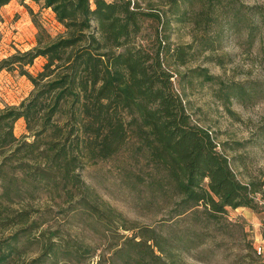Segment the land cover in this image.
<instances>
[{"label":"rangeland","instance_id":"rangeland-1","mask_svg":"<svg viewBox=\"0 0 264 264\" xmlns=\"http://www.w3.org/2000/svg\"><path fill=\"white\" fill-rule=\"evenodd\" d=\"M136 1L146 12L163 15V59L174 75L175 91L191 121L211 134L237 178L258 191L252 197L254 207L227 208L215 218L204 213L177 216L173 185L154 169L134 137L113 158L84 160L77 170L81 188L66 187L58 176L38 185L16 168L15 159L6 170L17 177L18 192L10 203L1 199L12 213L3 214L0 240L25 230L20 252L9 264H138L136 242L146 243L161 257L149 258L152 264H264V255L255 250L264 240V23L257 13L258 8L264 13V0H192L178 9L170 8L168 0ZM36 24L52 39L65 32L51 9L30 0H13L2 8L0 62L36 47ZM155 32L147 23L138 43L147 45ZM178 48L185 49V64L175 57ZM44 64L38 58L27 69L36 76ZM203 73L214 80L207 81ZM236 84L245 87L243 96L229 89ZM33 90L25 76L3 70L0 111L19 108ZM14 135L20 141L34 140L24 119L15 123ZM29 167L40 171L45 166L30 162ZM149 236L164 253L148 242ZM127 240L135 243L125 245ZM80 245L89 251L74 254ZM48 247H55L54 256ZM120 248L124 251L117 253Z\"/></svg>","mask_w":264,"mask_h":264},{"label":"trees","instance_id":"trees-1","mask_svg":"<svg viewBox=\"0 0 264 264\" xmlns=\"http://www.w3.org/2000/svg\"><path fill=\"white\" fill-rule=\"evenodd\" d=\"M12 1L0 0V11ZM30 1L51 9L65 32L52 39L36 24V47L0 62V72H19L34 87L19 108L0 111V223L6 218L4 213H12L1 199L10 203L18 192L17 177L6 170L15 159L19 161L16 168L28 173L38 185L57 181L58 176L66 187L81 188L84 183L77 170L84 160L113 158L131 137L138 141L140 151L148 152L154 169L173 185L179 199L177 216L204 213L215 218L227 213V208L254 207L252 197L258 191L237 178L211 134L191 121L175 91L174 75L163 59L166 44L159 32L161 13L152 12V8L146 12L136 0ZM191 1L168 0V4L178 9L181 3ZM257 10L264 23L262 9ZM147 23L155 27V38L143 45L138 38ZM175 52L178 62L185 64V49ZM38 58L45 59V64L34 76L27 67ZM201 76L214 80L206 73ZM229 89L240 96L245 94L241 84ZM230 98L228 94L227 103ZM55 117L60 120L53 122ZM20 119L34 137L32 142L15 137L14 125ZM30 162L45 167L32 171ZM71 197L76 196L71 193ZM17 217L23 222V215ZM107 223L108 227L112 224L110 220ZM24 230L0 240V264H9L20 252ZM148 238L164 253L155 237ZM130 243L135 242L127 240L125 245ZM135 246L138 264H152L149 258L161 259L146 243L136 242ZM48 251L54 256L56 249L48 247ZM88 251L80 245L73 253ZM123 251L120 248L117 253Z\"/></svg>","mask_w":264,"mask_h":264},{"label":"built area","instance_id":"built-area-1","mask_svg":"<svg viewBox=\"0 0 264 264\" xmlns=\"http://www.w3.org/2000/svg\"><path fill=\"white\" fill-rule=\"evenodd\" d=\"M172 80H174V78H172ZM255 250L258 255H264V240H262L259 245L255 246Z\"/></svg>","mask_w":264,"mask_h":264}]
</instances>
